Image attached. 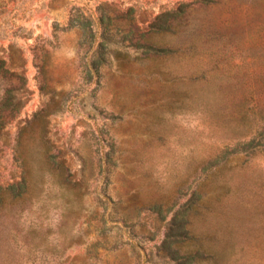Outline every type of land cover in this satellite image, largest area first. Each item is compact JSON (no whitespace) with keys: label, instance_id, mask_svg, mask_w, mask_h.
I'll list each match as a JSON object with an SVG mask.
<instances>
[{"label":"rangeland","instance_id":"rangeland-1","mask_svg":"<svg viewBox=\"0 0 264 264\" xmlns=\"http://www.w3.org/2000/svg\"><path fill=\"white\" fill-rule=\"evenodd\" d=\"M0 264H264V0H0Z\"/></svg>","mask_w":264,"mask_h":264}]
</instances>
